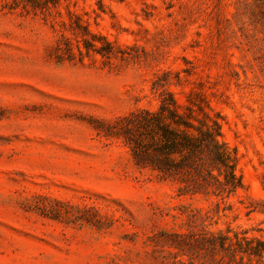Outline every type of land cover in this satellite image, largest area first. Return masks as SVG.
I'll use <instances>...</instances> for the list:
<instances>
[{"label": "rangeland", "instance_id": "rangeland-1", "mask_svg": "<svg viewBox=\"0 0 264 264\" xmlns=\"http://www.w3.org/2000/svg\"><path fill=\"white\" fill-rule=\"evenodd\" d=\"M168 93L203 96L241 189L136 164ZM205 231L264 239V0H0V264H191Z\"/></svg>", "mask_w": 264, "mask_h": 264}, {"label": "trees", "instance_id": "trees-1", "mask_svg": "<svg viewBox=\"0 0 264 264\" xmlns=\"http://www.w3.org/2000/svg\"><path fill=\"white\" fill-rule=\"evenodd\" d=\"M57 2L44 0L46 5ZM191 96L188 102L204 115V120H197L190 106L186 107L188 113L181 112V106L168 93L159 112L145 111L136 120V137L126 138V143L136 164H161L157 169L162 175L178 178L184 185L179 192L192 186L189 191L193 194L229 197L243 187L237 173V154L221 140L218 119L203 112L206 104L203 96L200 93ZM183 242L176 248L189 257L191 264L196 259L199 264H264V239L261 238L205 231L190 235Z\"/></svg>", "mask_w": 264, "mask_h": 264}]
</instances>
